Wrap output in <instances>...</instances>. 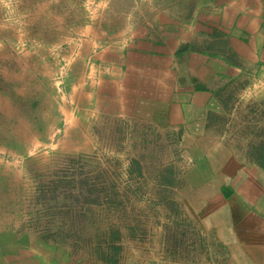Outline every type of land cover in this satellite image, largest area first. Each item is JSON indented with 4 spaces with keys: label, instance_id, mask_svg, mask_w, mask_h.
Listing matches in <instances>:
<instances>
[{
    "label": "rangeland",
    "instance_id": "rangeland-1",
    "mask_svg": "<svg viewBox=\"0 0 264 264\" xmlns=\"http://www.w3.org/2000/svg\"><path fill=\"white\" fill-rule=\"evenodd\" d=\"M188 2L0 0V234L78 264H109V254L123 263L140 250L147 259L152 248L176 263L192 259L202 245L192 218L228 181L210 140L184 144L183 129L142 112L95 113L72 128L66 112L82 73L83 61L73 59L82 57L84 27L140 28L162 9L176 17L193 9L196 0Z\"/></svg>",
    "mask_w": 264,
    "mask_h": 264
},
{
    "label": "crops",
    "instance_id": "crops-1",
    "mask_svg": "<svg viewBox=\"0 0 264 264\" xmlns=\"http://www.w3.org/2000/svg\"><path fill=\"white\" fill-rule=\"evenodd\" d=\"M84 28L82 57L73 59L83 68L68 93L67 123L85 125L95 113H147L183 129L184 144L210 140L211 160L228 176L192 218L202 243L192 259L176 263L170 252L152 248L147 259L140 250L118 264H264V0H196L177 17L162 9L153 23L112 35L101 26ZM16 236L0 234V264H78Z\"/></svg>",
    "mask_w": 264,
    "mask_h": 264
},
{
    "label": "trees",
    "instance_id": "trees-1",
    "mask_svg": "<svg viewBox=\"0 0 264 264\" xmlns=\"http://www.w3.org/2000/svg\"><path fill=\"white\" fill-rule=\"evenodd\" d=\"M118 260H119V258L116 255H115V258L112 257V256H110V254L109 255H103L102 256V261L104 263L113 264V263H117Z\"/></svg>",
    "mask_w": 264,
    "mask_h": 264
},
{
    "label": "bare ground",
    "instance_id": "bare-ground-1",
    "mask_svg": "<svg viewBox=\"0 0 264 264\" xmlns=\"http://www.w3.org/2000/svg\"><path fill=\"white\" fill-rule=\"evenodd\" d=\"M7 101V100H6Z\"/></svg>",
    "mask_w": 264,
    "mask_h": 264
}]
</instances>
